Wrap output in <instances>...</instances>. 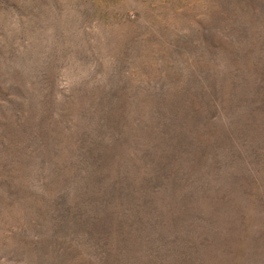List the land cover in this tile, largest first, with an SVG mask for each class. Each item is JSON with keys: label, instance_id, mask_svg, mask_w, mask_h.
<instances>
[{"label": "rangeland", "instance_id": "1", "mask_svg": "<svg viewBox=\"0 0 264 264\" xmlns=\"http://www.w3.org/2000/svg\"><path fill=\"white\" fill-rule=\"evenodd\" d=\"M0 264H264V0H0Z\"/></svg>", "mask_w": 264, "mask_h": 264}]
</instances>
